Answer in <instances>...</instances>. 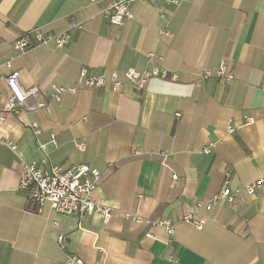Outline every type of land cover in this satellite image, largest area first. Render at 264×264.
I'll list each match as a JSON object with an SVG mask.
<instances>
[{
    "label": "crops",
    "instance_id": "obj_1",
    "mask_svg": "<svg viewBox=\"0 0 264 264\" xmlns=\"http://www.w3.org/2000/svg\"><path fill=\"white\" fill-rule=\"evenodd\" d=\"M113 1L0 0V64L9 63L0 75V264H66L70 256L84 264H264V185L233 205L202 209L201 230L181 221L223 189L225 174L232 188L264 178V0H142L122 26L103 14ZM34 29L72 36L63 48L20 54L15 41ZM221 63L234 73L229 84L198 83ZM151 65L168 78L142 90L124 81L117 91L51 96L53 85L76 86L83 67L124 79ZM13 71L24 89H39L28 104L47 109L8 111ZM31 163L96 168L104 174L96 195L111 220L36 210L19 189ZM157 219L172 223L174 235Z\"/></svg>",
    "mask_w": 264,
    "mask_h": 264
},
{
    "label": "built area",
    "instance_id": "obj_2",
    "mask_svg": "<svg viewBox=\"0 0 264 264\" xmlns=\"http://www.w3.org/2000/svg\"><path fill=\"white\" fill-rule=\"evenodd\" d=\"M142 0H116L111 2L104 10L103 14L111 20V24L122 26L126 20L132 19L133 14L130 6ZM167 3H178V0H165ZM76 28H81L80 25H75ZM69 30L60 34L45 33L41 29H34L18 38L14 43V48L20 54H26L30 49L39 45L54 44L58 48H63L71 40ZM152 56V55H149ZM3 67H9V63L0 64V75ZM216 77L223 84H229L234 79V73L230 70L227 63H221L217 70L213 73L207 71L201 76L198 83L204 80ZM154 78L167 79V71H163L156 66H149L143 72L129 69L124 73V79L113 71L104 75H89L88 69L83 67L80 69L79 78L76 86L71 88L52 86L51 96L56 102H60L62 95L70 91L76 93L78 88H104L117 91L127 81L137 90L144 89L147 83ZM176 80V76L171 77ZM6 84L11 91V96L7 103L8 111H15L18 107H24L26 111H36L47 109L45 102L35 101L33 104H28V101L34 99L39 94L37 87L24 89L19 80L17 71L11 72L5 78ZM3 119V118H1ZM249 123L253 119H248ZM33 128L37 126L34 124ZM235 129L228 128L231 133ZM35 133H39L36 129ZM13 150L17 146L9 143ZM80 149L84 148L83 143H77ZM213 145L205 149L206 153L210 152ZM104 179V174L98 170L89 167L88 165H78L72 169H63L61 166L49 164L46 168H40L36 163L24 164L20 172L19 189L26 193L29 204L36 210L42 211V207L49 205L53 212L57 215H79L98 213L102 215L104 222L108 223L111 220V209L97 197V190L100 183ZM264 185V178L257 179L254 183L242 187L232 188L230 186V176L225 174L224 187L219 192L213 195L209 201H198L195 205L190 206L181 218L182 222L193 225L197 229H203L207 223L206 219L198 218L202 209L211 211L218 202L226 201L232 205L235 204L243 194L254 195L256 188ZM138 221L140 219H137ZM154 226L165 228L169 236H173L174 225L169 221L157 219L152 223ZM57 226L58 223H55ZM57 243L61 249H65V237L60 235L57 238ZM66 264H84V262L76 257L70 256ZM170 264H180L177 260H171Z\"/></svg>",
    "mask_w": 264,
    "mask_h": 264
}]
</instances>
